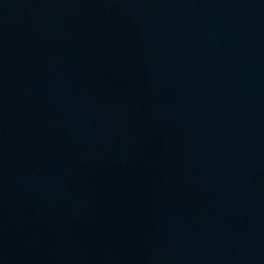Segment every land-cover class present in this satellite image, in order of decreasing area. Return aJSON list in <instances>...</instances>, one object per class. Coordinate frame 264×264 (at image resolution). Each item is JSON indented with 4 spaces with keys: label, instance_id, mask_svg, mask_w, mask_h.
Instances as JSON below:
<instances>
[{
    "label": "water",
    "instance_id": "95a60500",
    "mask_svg": "<svg viewBox=\"0 0 264 264\" xmlns=\"http://www.w3.org/2000/svg\"><path fill=\"white\" fill-rule=\"evenodd\" d=\"M0 264H264V0H0Z\"/></svg>",
    "mask_w": 264,
    "mask_h": 264
}]
</instances>
